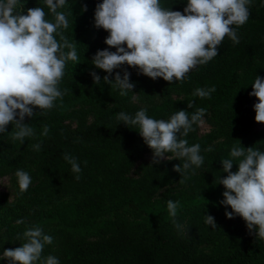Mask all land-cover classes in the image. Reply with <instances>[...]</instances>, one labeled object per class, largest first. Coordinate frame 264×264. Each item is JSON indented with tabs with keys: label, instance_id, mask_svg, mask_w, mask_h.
<instances>
[{
	"label": "trees",
	"instance_id": "trees-1",
	"mask_svg": "<svg viewBox=\"0 0 264 264\" xmlns=\"http://www.w3.org/2000/svg\"><path fill=\"white\" fill-rule=\"evenodd\" d=\"M101 2L66 0V6L57 10L69 20L63 32L77 51L78 61L70 67L84 68L86 64L101 82H93L91 72L63 76L58 84L63 98L54 101L53 108L34 109L33 117L24 118L34 130L33 137H25L22 144L13 140L17 131L14 124L0 134V177L12 175L18 189L13 201L0 192L4 244L15 238L25 243L23 233L38 227L53 241L45 244L35 264H45L48 256L56 257L59 264H264V240L255 236V229L250 231L239 215L225 216V210L232 209L220 203L225 189L218 183L227 175L221 161L231 158L233 147L251 146L264 151V140L259 145L253 143L264 134H251L249 129L255 116L253 105L258 102L249 93L256 75L264 77V0H251L247 22L232 26L239 43L225 36L217 56L191 69L184 81L172 83L161 77L153 80L128 65L107 74L92 64L94 54L88 59L82 51L88 44L100 42L98 50L115 51L100 40L108 32L94 26L95 7ZM160 4L166 10L183 13L187 0H160ZM84 5L86 10H82ZM32 7H41L45 19L54 22L45 0H19L14 14H26ZM56 38L59 40V36ZM125 70L134 87L121 96L114 82L106 84L103 77L113 79L117 71L123 76ZM152 81L163 82L160 94L153 90ZM212 86L216 91L210 98L193 95L197 88ZM134 95L146 106L134 102ZM189 101L193 102L191 108ZM81 103H86V108L79 106ZM198 108L206 109L204 116L209 114L217 125L201 137L196 133L197 124L187 136L178 134V140L186 139L188 146L199 144L203 157L200 167L182 169L181 173L173 166L182 167L183 158L158 164L142 161L153 151L138 126H126L117 120L120 112L134 116L140 109L157 120L167 121L179 110H185L191 118ZM45 126L49 129L47 136L41 135ZM217 137H223L225 146L206 151V143ZM35 144L41 145L39 151L33 149ZM65 154L80 164L79 181L63 158ZM235 162L233 172L238 170ZM136 165L140 172L132 178L129 172ZM17 170L31 177L24 193L19 191ZM174 182L180 186L154 198L159 187ZM169 200L179 201L175 217L182 226L179 230L168 214ZM205 215L213 216L216 227L205 223ZM20 219L24 222L18 224Z\"/></svg>",
	"mask_w": 264,
	"mask_h": 264
},
{
	"label": "clouds",
	"instance_id": "clouds-1",
	"mask_svg": "<svg viewBox=\"0 0 264 264\" xmlns=\"http://www.w3.org/2000/svg\"><path fill=\"white\" fill-rule=\"evenodd\" d=\"M251 0H187L183 13L166 10L160 0H102L94 11V26L108 32L104 43L108 48L97 50L92 64L107 74H113L122 65L137 68L140 73L155 80L158 77L172 83L184 81L187 73L197 65H204L218 54V46L229 37L239 43L236 30L232 27L244 25L249 18ZM54 22L45 19L41 7H32L26 14H14L19 0H0V134L5 133L9 124L17 131L13 140L24 142L25 137L35 135L33 128L24 123L25 116L33 117L34 109L47 110L54 107V101L62 99L64 93L58 84L64 76L67 61H78L75 45L64 35L69 20L64 12L57 11L66 6V0H45ZM23 7V5H22ZM86 5L82 10H86ZM59 36V41L57 40ZM68 51L65 52L64 49ZM93 82L99 84L101 77L91 72ZM106 84L120 89L124 96L132 90L133 83L125 70L123 76L115 72L113 79L103 77ZM215 86L197 88L194 96L210 98ZM250 96L257 98L253 105L254 120L264 123V77L256 75ZM193 102L189 101L188 107ZM204 108H198L189 118L185 110L175 112L165 121L150 118L146 109L138 110L134 116L125 112L117 114V120L126 126H138L139 134L152 149V164L162 159H184L173 166L181 173L192 166L200 167L203 157L200 145L188 146L187 136L193 131V124H203ZM44 113L41 112V115ZM49 129L44 127L41 135L47 136ZM41 145H33L40 150ZM211 151V148L206 149ZM165 153H172L169 158ZM229 159L221 161L222 170L227 173L218 183L224 186V199L221 204L230 206L225 210L227 218L239 215L247 228L255 229L254 235L264 240V151L253 147H233ZM70 165L75 180H80L82 169L77 159L70 154L63 157ZM234 161L238 170L231 171ZM20 193L27 191L31 184L30 175L17 170L15 173ZM179 201H167V209L172 223H176ZM155 214V213H153ZM205 223L216 227L211 215H205ZM23 219L17 220L18 224ZM27 242L19 247L5 249L0 258L8 264H35L41 257L45 244H51L53 237L40 228L28 229L23 233ZM45 264H59L56 257L48 256Z\"/></svg>",
	"mask_w": 264,
	"mask_h": 264
},
{
	"label": "rangeland",
	"instance_id": "rangeland-1",
	"mask_svg": "<svg viewBox=\"0 0 264 264\" xmlns=\"http://www.w3.org/2000/svg\"><path fill=\"white\" fill-rule=\"evenodd\" d=\"M100 40L105 41L104 37L101 36ZM59 41V40H58ZM102 46L100 44V42L97 45H94L93 42L91 44H88L83 51V53L85 54V56L90 59V57H92L93 54H95V52L100 49ZM65 52L68 51L67 48L64 49ZM81 51V52H82ZM70 64H73V61H67L66 62V66H65V70H64V77H77V76H85L88 75L91 71H88L86 68V64L84 68H81L80 66H77L78 68H71ZM149 83H151V80L149 81ZM163 82L157 81V82H153L152 81V88L153 90H155L157 92V94H160L161 92V86ZM133 101L136 102L137 104H139L140 106L145 107L146 104L142 101V99H139L136 95H134ZM79 106L86 108V103H81L79 104ZM78 106V107H79ZM27 117V116H25ZM216 122L211 118V116L209 114H206L205 116H203V124H197L196 126V133L197 136H203L204 134L208 133L209 131H211L213 128L216 127ZM249 129L251 134H264V123H259L256 122L254 120V118H251L250 120V124H249ZM261 135V136H262ZM264 140V136L262 137H258V138H254L253 143L256 145L262 144ZM225 146L224 144V140L223 137H217V138H213L212 140L208 141L206 143V149L211 148V151H216L219 150L220 148H223ZM152 155L153 152H149L147 154H145L142 158V161H152ZM169 158H171L173 156L172 155H166ZM166 160H176V158H172V159H162L161 161H166ZM140 163V162H139ZM140 172L139 167L136 165L133 167V169L129 172V175L132 178H135L136 175ZM177 186L180 185H176L175 182L172 184H168V185H164L162 187H159L156 190V193L154 195L155 199H159L161 198L164 194H168L171 193L173 191V189H175ZM179 188H183V187H179ZM0 192H4L7 194L8 200L13 201L17 194H18V189L17 186L14 183V177L12 175H4L2 177H0ZM106 217H110V215H107ZM1 219L2 216L0 214V256H2L3 251L5 249H12L15 247H19L21 246L24 241L21 238H15L12 239V241L9 244H4L5 242V234L3 232V228L1 227ZM0 264H8L6 259L0 258Z\"/></svg>",
	"mask_w": 264,
	"mask_h": 264
}]
</instances>
